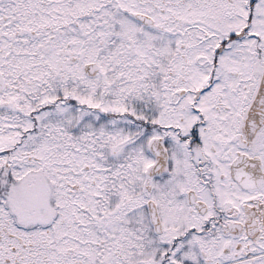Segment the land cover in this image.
Returning <instances> with one entry per match:
<instances>
[{"label":"snow or ice","instance_id":"obj_1","mask_svg":"<svg viewBox=\"0 0 264 264\" xmlns=\"http://www.w3.org/2000/svg\"><path fill=\"white\" fill-rule=\"evenodd\" d=\"M0 264H264V0H0Z\"/></svg>","mask_w":264,"mask_h":264}]
</instances>
